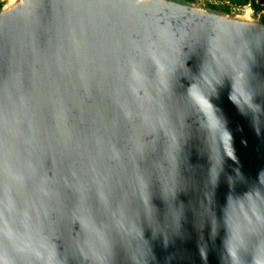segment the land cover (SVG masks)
<instances>
[{"label":"water","instance_id":"water-1","mask_svg":"<svg viewBox=\"0 0 264 264\" xmlns=\"http://www.w3.org/2000/svg\"><path fill=\"white\" fill-rule=\"evenodd\" d=\"M252 9L2 0L0 264H264Z\"/></svg>","mask_w":264,"mask_h":264},{"label":"trees","instance_id":"trees-1","mask_svg":"<svg viewBox=\"0 0 264 264\" xmlns=\"http://www.w3.org/2000/svg\"><path fill=\"white\" fill-rule=\"evenodd\" d=\"M211 1L214 7L233 11L234 9H243L251 6L257 13L264 10V0H207ZM264 16V15H263Z\"/></svg>","mask_w":264,"mask_h":264},{"label":"rangeland","instance_id":"rangeland-1","mask_svg":"<svg viewBox=\"0 0 264 264\" xmlns=\"http://www.w3.org/2000/svg\"><path fill=\"white\" fill-rule=\"evenodd\" d=\"M197 1H199L201 3H205V4L206 3H212L211 1H207V0H197ZM1 2H2V0H0V4H1ZM248 9H251V7L250 6H247V7L243 8V9H234L233 11L238 12V13H244ZM252 11H253L254 15H256V16H262V15H264V10H262V12H259V13H257L253 9H252Z\"/></svg>","mask_w":264,"mask_h":264}]
</instances>
